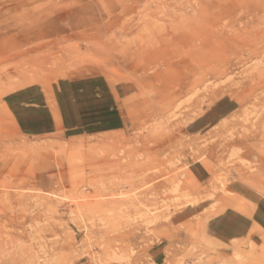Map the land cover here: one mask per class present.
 Here are the masks:
<instances>
[{"label":"rangeland","instance_id":"1","mask_svg":"<svg viewBox=\"0 0 264 264\" xmlns=\"http://www.w3.org/2000/svg\"><path fill=\"white\" fill-rule=\"evenodd\" d=\"M246 199L264 0H0V264H264Z\"/></svg>","mask_w":264,"mask_h":264},{"label":"crops","instance_id":"2","mask_svg":"<svg viewBox=\"0 0 264 264\" xmlns=\"http://www.w3.org/2000/svg\"><path fill=\"white\" fill-rule=\"evenodd\" d=\"M52 116H53V109H50L48 111ZM247 202L251 203L252 205L254 204V206H252V210H247L245 209L244 207V204L243 203H237V206L235 211H236V214L240 217L241 220H244V221H248L249 222V225L248 227L250 229H253V227H257V228H264V224L261 220V217H260V206H259V203H254L253 201H249L246 199ZM245 204L247 205V203L245 202ZM241 206V207H240ZM248 206V205H247ZM240 207V208H239Z\"/></svg>","mask_w":264,"mask_h":264},{"label":"bare ground","instance_id":"3","mask_svg":"<svg viewBox=\"0 0 264 264\" xmlns=\"http://www.w3.org/2000/svg\"><path fill=\"white\" fill-rule=\"evenodd\" d=\"M153 63V62H152Z\"/></svg>","mask_w":264,"mask_h":264}]
</instances>
